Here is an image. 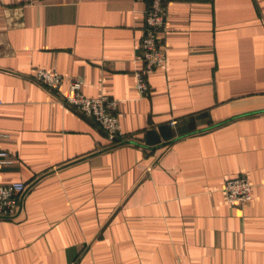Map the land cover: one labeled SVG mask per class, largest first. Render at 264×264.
<instances>
[{
	"label": "crops",
	"instance_id": "crops-1",
	"mask_svg": "<svg viewBox=\"0 0 264 264\" xmlns=\"http://www.w3.org/2000/svg\"><path fill=\"white\" fill-rule=\"evenodd\" d=\"M167 63L140 95L148 1L0 0V264H264V0H164ZM120 103L125 142L34 80ZM172 121L177 124L173 126ZM246 175L253 199L229 203Z\"/></svg>",
	"mask_w": 264,
	"mask_h": 264
},
{
	"label": "built area",
	"instance_id": "built-area-1",
	"mask_svg": "<svg viewBox=\"0 0 264 264\" xmlns=\"http://www.w3.org/2000/svg\"><path fill=\"white\" fill-rule=\"evenodd\" d=\"M148 1L145 11L144 36L141 41L142 68L134 73L137 89L141 96L151 94L150 77L157 69L167 63V56L162 46L161 36L168 30V9L164 0ZM34 80L55 93L60 101L71 107L81 117L94 121L105 133L110 143H124L125 134L119 119L120 103L109 96L89 98L82 92L84 81L70 79L68 90H63L64 77L55 69H38ZM3 104L0 101V106ZM171 124L175 126L176 121ZM15 164V158L7 151L0 149V172L3 167ZM29 187L24 182L0 183V219H15L24 210ZM229 203L243 206L253 199V186L246 175H240L226 182L224 187Z\"/></svg>",
	"mask_w": 264,
	"mask_h": 264
}]
</instances>
